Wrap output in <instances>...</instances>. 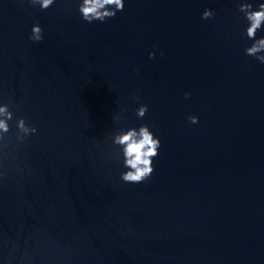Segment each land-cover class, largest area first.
<instances>
[{
	"label": "water",
	"instance_id": "1",
	"mask_svg": "<svg viewBox=\"0 0 264 264\" xmlns=\"http://www.w3.org/2000/svg\"><path fill=\"white\" fill-rule=\"evenodd\" d=\"M245 23L236 0H125L102 22L76 0H0V264H264V63ZM18 115L37 128L23 142ZM141 122L160 147L125 182L112 136Z\"/></svg>",
	"mask_w": 264,
	"mask_h": 264
},
{
	"label": "clouds",
	"instance_id": "2",
	"mask_svg": "<svg viewBox=\"0 0 264 264\" xmlns=\"http://www.w3.org/2000/svg\"><path fill=\"white\" fill-rule=\"evenodd\" d=\"M56 0H27V3L41 9L52 6ZM125 0H76V8L80 17L87 21H104L107 17H112L117 11L123 9ZM238 12L246 21L244 25V35L249 43L244 47L246 55L254 57L260 63H264V34L257 35L258 30H264V0H236ZM201 18H209L214 15V10L204 7L200 13ZM32 41L43 39V29L38 23H33L30 28L29 37ZM163 55V50H159ZM154 51L150 50L148 56L151 58ZM136 70L135 67L133 69ZM184 97H189L191 93L185 91ZM139 99V96H134ZM148 106L139 103L135 108L138 117H143ZM13 111L9 102L0 99V144L9 139L11 133V122L13 121ZM191 123H197L198 117L189 113L186 117ZM15 139L23 142L30 134H35L37 128L34 124L26 122L23 115H18L14 119ZM112 142L119 146L123 171L120 178L125 182H141L148 178L153 171V158L158 154L160 138L154 134L149 124L141 122L121 128L113 133Z\"/></svg>",
	"mask_w": 264,
	"mask_h": 264
}]
</instances>
